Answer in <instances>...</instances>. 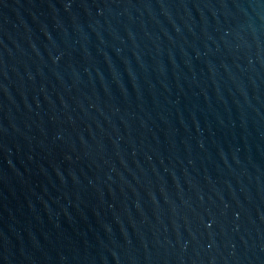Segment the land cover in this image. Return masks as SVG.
I'll list each match as a JSON object with an SVG mask.
<instances>
[{"label":"water","instance_id":"water-1","mask_svg":"<svg viewBox=\"0 0 264 264\" xmlns=\"http://www.w3.org/2000/svg\"><path fill=\"white\" fill-rule=\"evenodd\" d=\"M73 264H264V0H94Z\"/></svg>","mask_w":264,"mask_h":264}]
</instances>
